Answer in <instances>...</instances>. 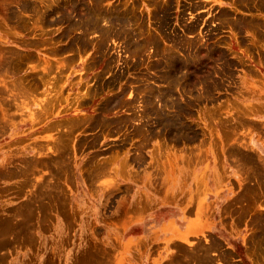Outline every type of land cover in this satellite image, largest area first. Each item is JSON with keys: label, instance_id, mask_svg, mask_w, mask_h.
Masks as SVG:
<instances>
[{"label": "rangeland", "instance_id": "rangeland-1", "mask_svg": "<svg viewBox=\"0 0 264 264\" xmlns=\"http://www.w3.org/2000/svg\"><path fill=\"white\" fill-rule=\"evenodd\" d=\"M0 264H264V0H0Z\"/></svg>", "mask_w": 264, "mask_h": 264}, {"label": "bare ground", "instance_id": "bare-ground-1", "mask_svg": "<svg viewBox=\"0 0 264 264\" xmlns=\"http://www.w3.org/2000/svg\"><path fill=\"white\" fill-rule=\"evenodd\" d=\"M91 2V1H90ZM74 12V11H73ZM102 16V15H101ZM96 17V16H95ZM107 24V23H106ZM72 29V28H71ZM74 29V28H73ZM163 59V58H162ZM48 67V66H47ZM49 68V67H48ZM138 116V115H137ZM140 119V118H139Z\"/></svg>", "mask_w": 264, "mask_h": 264}]
</instances>
